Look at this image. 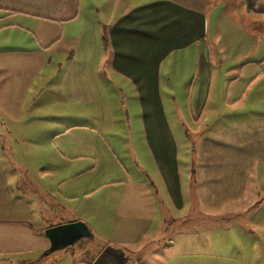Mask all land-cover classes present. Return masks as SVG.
Segmentation results:
<instances>
[{
    "label": "crops",
    "instance_id": "1",
    "mask_svg": "<svg viewBox=\"0 0 264 264\" xmlns=\"http://www.w3.org/2000/svg\"><path fill=\"white\" fill-rule=\"evenodd\" d=\"M106 1L96 12L118 9V15L99 22L101 33L92 38L80 30L88 25L81 21L83 0H0V264H54L44 255L51 247L45 231L77 221L94 235L118 227V218L122 223L132 218L136 229L143 218L155 224L161 211L174 208L184 214L185 228L197 219L193 228H199V218L205 217L264 218V63L250 59L252 40L260 39L247 32L252 19L264 20V7L249 0ZM216 24L230 26V32L240 28L238 36L225 37L239 40L240 48L219 50L215 57L206 52L210 25ZM76 26H81L78 33H71ZM66 41L72 48L61 53ZM93 46L107 52L101 66L92 63ZM176 51L197 63L198 92L190 103L199 106L192 107V117L203 114L216 80V120L226 115L230 122L216 130V146L202 149L203 161L192 169L196 178L186 177L177 161L165 107L171 101L161 91L162 63ZM83 57L90 62L61 78L56 98L39 97L50 85L41 82L45 69L56 61L60 74L63 63H82ZM123 91L125 98L119 96ZM39 103L54 107L41 109ZM53 108L60 126L54 146H45L36 133L28 146L23 122L44 118L42 112ZM122 118L145 122L142 130L134 124L128 129L139 177H131L130 167L117 157L123 141L106 138H119ZM44 151L51 156L46 159ZM116 174L120 179L112 178ZM48 205L75 218L40 225L35 218ZM180 232L191 234L190 228ZM161 238L176 246L173 235ZM140 252L128 255L136 259Z\"/></svg>",
    "mask_w": 264,
    "mask_h": 264
},
{
    "label": "rangeland",
    "instance_id": "2",
    "mask_svg": "<svg viewBox=\"0 0 264 264\" xmlns=\"http://www.w3.org/2000/svg\"><path fill=\"white\" fill-rule=\"evenodd\" d=\"M83 1L84 14L81 21L84 19L88 25L86 28L84 27L82 29H80L81 26H76L73 32H70L78 33L80 29L81 31L86 32L88 37L93 38L94 33L96 35L101 33V27H96L97 24L102 21H104L103 23H107V21L111 19L113 20L118 15V9H103L98 13L94 8L98 6L102 7L107 3L106 0ZM139 1L145 3L149 0H137V2ZM249 1L258 2L259 5H257V7H264V0ZM127 2H129V0H124V3ZM259 10L262 9L258 8L256 11L258 12ZM104 13H109V16ZM110 13L114 14L112 15ZM251 21L253 24L249 25V27L251 26L253 29L250 31L247 28V32L256 34L260 40L256 41V44L255 41L252 40L253 55L250 59L261 60V64H263L264 20L258 18L252 19ZM92 23L94 26L91 25ZM210 27L211 30L208 32V41L205 44L206 52L211 51L212 55L215 57V52L219 50H236L240 48L241 44L239 43V40L229 41L225 39V37L228 36V33L230 36H238V33L241 30L240 28L230 32V26L228 25L217 26L216 24V26L210 25ZM216 28L217 32L215 35ZM68 32L67 29L65 33L68 34ZM66 42V44L60 47L62 50L61 53L64 51L67 52L69 48H72V46L68 45L72 42ZM89 49L91 52V60L94 56L92 62L94 65L101 66L102 61L105 58L108 59L107 52L104 51V48L101 50L93 46V48L90 47ZM227 52L228 51H226L225 55L228 57ZM183 54L182 51H176L170 59H167L162 63L161 91L162 95L168 101H171V103H167L165 107L167 116H170V123L173 127V144L174 147L177 148V161L181 164L182 172L186 171V177L194 176L196 178V174L192 173V169H194V166L198 163L201 164V161H203L202 149L216 146V130L229 125L230 122L226 115H223L222 119L216 120V103H214L216 102V88L218 87V82L216 80L211 83V90L209 91L210 99L203 114H200V111L194 116V118L192 117V107L199 106L197 103L194 105L190 103L191 97L196 96L198 92V87H195L199 83L197 78L195 79L197 63L195 58L192 60L191 58H183ZM64 58L65 57L62 55L61 60ZM143 59L141 58V60ZM82 60L85 62L82 61L81 63L80 60H78V63H63L60 74H56L57 63L56 61L55 63L53 62L51 67L45 69L40 75L42 81L38 79L39 84L40 81L45 84L47 82L50 83L48 87L44 88L39 97L44 99L45 102L52 101L56 98L59 90L55 89V85L56 87L58 86V82L61 81V78L72 75L74 68L90 62L86 61L85 57H83ZM70 65L72 67L69 71L68 67ZM170 66H173V72L171 70L168 71ZM175 68L178 69L175 70ZM101 71L103 72V69ZM87 75L94 76L95 73ZM97 75L100 76V71ZM78 78L79 74L76 76L77 82ZM194 82L195 84H193ZM120 94V97L125 98V91L120 92ZM39 107L48 110L54 106H49V104L43 106L39 103ZM133 107L137 110L140 108L138 105H134ZM124 108L127 109L128 106L125 105ZM202 108L203 107H201V109ZM53 110L54 108L50 111V114L42 112V114L45 115L44 118L23 122L29 130L27 134L23 136L26 139L28 146H32L34 140L33 136H38L33 133L39 134V136L41 134L43 135L40 139L42 143L44 142L45 146H48V143L51 146H54V135L60 126L58 125L59 122L57 119L53 118ZM139 119L141 120V118ZM133 124L135 130H142L145 128V122H131V120L125 118L120 121L119 130H121V132L119 138H106L112 141H123L122 144H125V146L118 147L117 157L121 160L120 163L130 167L129 172L131 177H139L140 171L136 168L137 161L133 156L134 152L132 148L128 147L131 138L129 137L128 129H133ZM13 139L15 140L16 138ZM27 153L30 156L36 155L29 151ZM44 155L45 158L48 157V155L51 156L47 151H44ZM206 160L207 158L204 161ZM50 177H52V175L46 176L45 179L47 182L51 180ZM112 178L120 179V175L116 174L114 177L112 176ZM46 189L49 188L46 186ZM189 213L190 209L188 211V214ZM183 215L184 214L181 210L175 208L171 209L169 212L161 211L154 220L155 224L152 223L153 218H143L145 219V223H142L137 229L133 226L132 218H125L127 219V223H122V218H118L120 224L118 227H110L109 230L103 231L101 234H94L90 241H81L78 244L72 245L67 250L49 256V258L50 260H54V264H90L98 256V253H100L105 246L109 245L115 248H122L127 251V253H133L140 250V254L136 255V259L132 258L129 264H264V230L260 229L264 227V218H254L251 220L250 217L238 216H226L220 218L205 217L204 222H201L199 218V228H193V226L197 225L198 219L195 222H193V220L189 221L187 223V228H190L191 234L184 235L180 232L182 229H187L184 227L186 219L183 218ZM74 218L75 216L73 214L69 215L68 213H65L60 207L59 210L53 212L48 205V207L46 206L41 211V214L36 216L35 221L40 225L45 226L57 224L62 221H69ZM120 227L121 229H119ZM243 227L252 230V232L249 231V233H245L242 231ZM255 227L260 228L255 229ZM149 228L152 229V231L147 232ZM203 228H216V232H201V229ZM219 229L221 231H219ZM177 231L180 233L176 234L175 232ZM163 235H165L166 238L173 235L176 246H166L164 244L165 240L161 238Z\"/></svg>",
    "mask_w": 264,
    "mask_h": 264
},
{
    "label": "water",
    "instance_id": "3",
    "mask_svg": "<svg viewBox=\"0 0 264 264\" xmlns=\"http://www.w3.org/2000/svg\"><path fill=\"white\" fill-rule=\"evenodd\" d=\"M45 235L51 243L50 249L44 254L46 257L67 250L81 241H90L93 236L88 226L82 221L48 228ZM131 259L132 257L123 249L107 246L93 264H129Z\"/></svg>",
    "mask_w": 264,
    "mask_h": 264
},
{
    "label": "trees",
    "instance_id": "4",
    "mask_svg": "<svg viewBox=\"0 0 264 264\" xmlns=\"http://www.w3.org/2000/svg\"><path fill=\"white\" fill-rule=\"evenodd\" d=\"M90 264H92V263H90Z\"/></svg>",
    "mask_w": 264,
    "mask_h": 264
}]
</instances>
